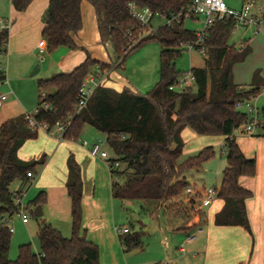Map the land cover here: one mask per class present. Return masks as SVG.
Returning <instances> with one entry per match:
<instances>
[{
	"label": "trees",
	"instance_id": "16d2710c",
	"mask_svg": "<svg viewBox=\"0 0 264 264\" xmlns=\"http://www.w3.org/2000/svg\"><path fill=\"white\" fill-rule=\"evenodd\" d=\"M34 0H11L17 12H24ZM195 0H51L42 20V37L50 53L61 47L77 50V37L83 29L82 6L88 2L98 18L100 42L110 45L117 56L116 64L94 61L90 56L70 73L51 79L39 80V104L33 117L38 125L46 124L53 130L57 123L67 129L64 140L77 142L90 127L105 137L114 158L109 163L114 199L142 201L153 205H166L165 213L173 221H183L179 230L192 231L204 222V213L195 212L194 202L184 196L191 184L185 175L215 156L212 147L199 151L184 162L183 132L191 129L198 136H222L227 167L222 173L218 199L224 201L222 210L215 215L217 227H239L252 235L246 201L253 196L243 188L240 180L254 177L257 163L242 153L235 132L244 129L249 116L237 110L243 99H256L264 89V78L256 71L249 87L234 83V67L243 63L249 48L229 44L237 28L234 20L217 21L209 29L206 39V67L192 68L194 84L182 91H172L180 78L176 68L182 56L183 45L196 41L195 31L185 27V18L172 25L163 24L147 34L129 11L131 4L149 8L153 13L169 18L185 13ZM253 0H244V3ZM9 41V31L0 32V54ZM156 42L161 45L160 80L146 95L129 88L121 92L101 85L95 89L86 107L78 112L80 92L92 69H123L126 58L143 45ZM4 79L0 75V81ZM52 90L51 93H46ZM258 127L264 139V108L259 111ZM39 130L33 129L26 115L15 117L0 126V217L15 208V195L24 193L35 175L46 163L47 156L39 160L23 161L19 151L27 141L38 139ZM114 163H118L116 167ZM66 189L71 200L72 236L65 237L52 225L42 222L38 231L40 253L32 245L19 248L15 261L9 259L11 236L8 228H0V264H100L97 245L88 241L82 228L84 182L75 157L67 160ZM20 183L17 192L11 186ZM47 201L41 192L31 204L38 207ZM29 204V205H31ZM31 205V206H32ZM198 221V222H196ZM119 242L128 253L142 249L140 233L129 230L119 235Z\"/></svg>",
	"mask_w": 264,
	"mask_h": 264
},
{
	"label": "crops",
	"instance_id": "0c3cea01",
	"mask_svg": "<svg viewBox=\"0 0 264 264\" xmlns=\"http://www.w3.org/2000/svg\"><path fill=\"white\" fill-rule=\"evenodd\" d=\"M50 1L51 0H34L24 12L20 13L15 10L11 0H0V21L5 19L12 21L6 50L4 53L0 54V75L4 76V79L0 81V93L8 95L7 101L0 109V126L15 117L28 114L26 112V107H28L29 102L27 103L25 100L19 103L18 101V104L16 101L18 100L16 97L17 95L11 88V84L14 85L18 80H23L25 78V73L28 75L34 66H37V63H40L41 60L42 65L40 69L36 68L32 76L43 72L45 74L54 72V76L70 73L83 64L88 56L100 63L106 62L107 58L110 57L107 52L106 57L104 49L99 46L101 42L98 29V18L95 9L88 2H84L82 6L84 25L77 37L79 48L77 50H71L67 47H61L50 53L48 51L47 42L42 37V31L44 29L42 18L49 7ZM192 20L201 24L200 19L192 18ZM240 27L245 31L241 39V42L243 38L244 41L238 45L237 43L229 44L238 48H249L250 54L246 58L247 60L254 52L251 46V42L252 40L254 41V39H250L249 43L245 41L246 37L244 36L247 32H251L252 34L253 32L250 28ZM46 54L48 55L47 58L45 57ZM235 67L233 70L234 80ZM15 68L22 74H13V69ZM192 68L194 67H191V69ZM97 69L99 68L94 67L92 73ZM123 69L125 70L124 67ZM104 72L106 74L104 81V86L106 88L113 89L117 92H121L125 88H129L138 93L141 92L140 85L133 82L132 86L127 79L118 74L119 70H114V68H112ZM253 76L249 84L234 83L239 86L249 87L252 83ZM261 77L264 78L262 73ZM51 91L52 90H48L46 93H51ZM185 131L183 132L185 144L183 154L186 152L185 148L187 146L184 139ZM238 133H240V136H235V138L242 153L246 158L254 159L258 166V172L260 171L258 177H245L240 180L241 186L253 194V196L246 201L247 216L252 235L243 228L217 227L215 225V215L219 213L224 206V201L220 199H217L211 206L202 208L198 211L204 213V222L198 225V227H202L204 230L201 234L197 235V239L192 243L186 244L187 237L196 233L198 227L192 231L179 230L183 221L176 223L173 221L174 217L172 215L165 213L167 216L166 228L174 233L184 234L185 242L183 244H186L185 252L180 251L183 244L178 248V252L181 256L176 257L175 254H172L171 256L169 255L168 258H163L168 264H175V262L177 264L182 262H184V264H264V139L261 137L262 130L259 127L252 135L245 134L243 129ZM83 136L85 141H89L90 144L101 140L105 141L103 135L90 127L85 129ZM199 138L200 136L196 135L194 132L192 133V139L195 143L189 147L188 152L199 150L197 146L198 143L196 142ZM223 141L224 146V137ZM64 145L71 146L70 148L72 151H69V153L75 157L81 167L84 182L82 228L87 232L88 241L100 248V264H125L128 258L125 255L124 248L120 242L115 243L113 237L111 238L112 241L110 242L111 246L107 258L101 259V248H103L102 245L105 244V223L103 219L107 212L106 207H111L112 209L114 205L112 177L110 169L107 170L104 168L105 166L102 165L104 161L97 159L99 157L91 153V148H86L81 144L64 140L58 131H53L52 134L41 131L38 139L36 141H27L20 149L18 155L23 161H31L35 159L28 157V154L31 153H29V150L37 148L40 152V150H52L54 148L55 155L57 152H60L64 157H69L70 154H66ZM62 147L63 149H61ZM27 149L29 150L27 151ZM90 175L92 178H96L93 179L94 186L92 191H88L85 185L87 177ZM103 181H105L104 184L102 183ZM188 183L194 188L195 195H188L186 193L184 198L186 202L193 201L194 207H196L200 204L199 196L204 192L205 188L197 189L189 179ZM166 207L167 206L164 205L161 208L165 211ZM193 213L195 212L193 211ZM43 216L44 212L42 217H40L41 222L39 223L38 231L43 221L47 222L49 220L48 222H51L50 213L45 216V218ZM112 219L114 221V212L112 214ZM24 225L26 227L30 225V220ZM117 229L118 228L115 227L114 232L119 235L116 231Z\"/></svg>",
	"mask_w": 264,
	"mask_h": 264
},
{
	"label": "rangeland",
	"instance_id": "374dc122",
	"mask_svg": "<svg viewBox=\"0 0 264 264\" xmlns=\"http://www.w3.org/2000/svg\"><path fill=\"white\" fill-rule=\"evenodd\" d=\"M224 1L231 9L237 11L240 10L244 4V0ZM253 3L257 8L264 6V0H253ZM163 23L164 21H154L152 24V29L156 30L159 26L163 25ZM184 25L187 29L193 31H196L201 27L199 22H195L191 18L186 19ZM244 32L245 31L241 27H237L231 35L229 43H237V45L242 43L244 38L242 42L241 39ZM244 37H246L245 41L247 42H249L250 39H254V41L252 40L251 42L254 52L244 63L238 64L235 67L234 82L237 84H249L251 82L253 73L257 70H260L264 76V34L254 35L251 32H247ZM99 46L104 49L106 57V52L110 56L107 58L106 62L103 63L116 64L117 56L115 55L111 46L107 45L105 47L101 43ZM160 54L161 45L159 43H147L132 52L126 58L124 65L125 70H119L118 74L127 79L132 86L133 82L138 83L141 88L140 94L146 95L160 80ZM47 56L48 55L46 54L45 57L47 58ZM41 65L42 60L40 63H37V66H34L28 75L25 73V78L23 80H18L16 83H14V85L11 84V88L17 95V103L18 101L19 103H22L25 100L27 103L29 102L28 107H26V112L29 115H33L38 108L40 96L38 81L40 79H51L55 75L53 74L54 72H50L49 74H45L43 72L32 76V73L36 70V68L40 69ZM191 67L205 68L206 57L196 52L184 50L182 56L176 62V68L181 72L180 78L185 73L190 72ZM13 74L19 75L22 73L18 71L17 68H15L13 69ZM254 103L259 110L264 108V89L255 99ZM192 133L193 131L189 128L184 133V139L187 143V146L185 148L186 152L182 155L180 162H184L189 157L196 155L199 151L207 147H212L214 149L215 156L211 160L204 163L199 170H190L185 175L189 180L192 181L193 185L197 189H219L222 182V173L227 167V161L223 147V137L200 136L198 141H196L198 143L197 146L199 147V150L195 152H188L189 147L195 143L192 139ZM235 136H240V133H235ZM81 140H85L83 135ZM68 142L80 144L79 141ZM70 147L71 146L64 145L66 154H68L69 151H72ZM103 148L108 153L109 157L114 158L112 151L107 146L105 141ZM61 149H63V147ZM28 150L29 149H27V151ZM29 153L30 154H28V157L31 159L39 160L44 155L47 156V159L45 165L38 168L34 180L24 187V203L25 205L31 204V202L41 192H45L47 201L41 205L44 212L43 217L45 218V216L49 215V213L51 217V222H48V220L46 223L59 229L64 234V236L70 238L72 236L73 228L72 207L65 182L67 181L68 176V167L66 162L68 160V156L64 157V155L60 152H57L55 155L54 148L52 150H40V152L39 149L36 148L29 150ZM97 159L100 160V158ZM102 165L105 166L104 168L109 170V165L106 162H102ZM257 172L255 176L258 177L260 171L258 173ZM93 179L96 178H92L91 175L87 177L85 185L88 191H92L93 189ZM102 183L104 184L105 181ZM19 187L20 183L15 182L10 189L11 191L15 192L19 189ZM113 202L114 205L112 209L111 207H106L107 212L103 219L105 223V244L102 245L103 248H101L102 260L107 258L109 248L111 246V238L113 237L115 243L119 242V235L114 232L115 227L118 229L128 228L133 232L140 233L141 241L143 243L142 249H137L125 254L128 258L125 264H168L167 261L163 260L164 257L168 258L169 255L171 256L172 254H175L176 257L181 256L178 252V248L185 242V236L182 233H174L173 231L166 228L165 224L167 216L159 204L154 203L152 206L150 205L152 208L150 210L146 203H143L142 201H123L114 199ZM31 207L33 209L32 213H30V225L27 227L22 223L21 217L14 216L12 219L11 225L14 228V233L11 236V248L9 252V259L11 261H15L18 258L19 248L24 244L30 243L34 252L40 253L38 226L41 220L40 218H36L34 216V211L37 207L34 205ZM113 212L114 221L112 219ZM175 264L177 263L175 262ZM179 264H184V262Z\"/></svg>",
	"mask_w": 264,
	"mask_h": 264
},
{
	"label": "built area",
	"instance_id": "2783aa9c",
	"mask_svg": "<svg viewBox=\"0 0 264 264\" xmlns=\"http://www.w3.org/2000/svg\"><path fill=\"white\" fill-rule=\"evenodd\" d=\"M129 11L131 16L144 28H147V34L155 31L152 29V24L154 21H164L163 24L172 25L175 22H179L182 17L197 18L201 20V27L195 31L196 41L192 44L183 45L182 49L188 50L189 52H196L202 56H207V48L205 46L206 39L209 29L217 21H227L234 20L237 23V27H247L250 28L254 35L264 34V6L256 7L253 1H247L243 4L240 10L231 9L224 0H195L192 5L188 8L185 13H180L179 15H171L169 18H163L157 13H153L149 8H141L136 4H131L129 6ZM12 26V21L5 19L0 21V31H9ZM106 78L105 72L97 69L94 74L90 75L84 85L82 86L80 92V100L77 106L78 112H81L87 105L91 95L95 89L101 85H104ZM194 84V79L191 71L185 73L177 83L170 88L172 91H182ZM8 99V95L0 93V109L3 107ZM255 99H243L237 102L236 108L239 111L245 112L249 116V123L245 126L244 133L247 135H252L254 131L258 128L259 124V110L255 105ZM26 118L29 121L30 126L33 129L52 134L53 131H58L62 138L66 132L67 127L62 123H57L53 130L49 129L46 124L38 125L33 117V115L26 114ZM241 129L236 130L240 132ZM235 132V133H236ZM83 147L91 148V153L99 157L101 160L106 162L108 165L112 161L108 153L104 150V141H98L93 144L85 140L78 139ZM106 143V141H105ZM224 147V146H223ZM118 166V163H114ZM29 179L34 180L35 175L29 173ZM186 193L188 195H195V190L191 186L187 189ZM219 195V190L217 188H207L199 196L200 204L194 207V212L200 211L202 208H207L211 206L217 199ZM25 195L17 194L15 195V208L0 217V228H8L10 233H14V228L12 227V219L14 216H19L22 219L23 224H27L30 220V213H32V207L30 205H25L24 203ZM202 227H198L196 234H191L187 237L186 244L192 243L197 239V235L203 232ZM119 235L126 234L129 232L128 228L117 229ZM183 244L180 248L181 252H185V245Z\"/></svg>",
	"mask_w": 264,
	"mask_h": 264
},
{
	"label": "water",
	"instance_id": "95a60500",
	"mask_svg": "<svg viewBox=\"0 0 264 264\" xmlns=\"http://www.w3.org/2000/svg\"><path fill=\"white\" fill-rule=\"evenodd\" d=\"M147 206H148V208L151 210L152 208H151V206L149 205V204H146ZM42 215H43V211H42V207L41 206H38L37 208H36V210L34 211V216L36 217V218H40V217H42Z\"/></svg>",
	"mask_w": 264,
	"mask_h": 264
}]
</instances>
